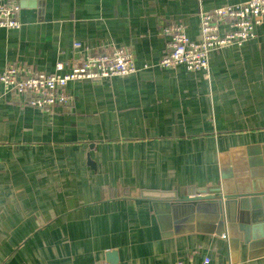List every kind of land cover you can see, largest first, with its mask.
<instances>
[{"label": "crops", "instance_id": "1", "mask_svg": "<svg viewBox=\"0 0 264 264\" xmlns=\"http://www.w3.org/2000/svg\"><path fill=\"white\" fill-rule=\"evenodd\" d=\"M16 1L0 74L64 73L119 48L137 71L72 80V102L50 111L0 85V264H112L109 250L115 264H264L227 217L186 201L219 186L228 151L264 180V21L212 50L207 71L160 66L166 29L198 41L201 12L246 0Z\"/></svg>", "mask_w": 264, "mask_h": 264}, {"label": "built area", "instance_id": "2", "mask_svg": "<svg viewBox=\"0 0 264 264\" xmlns=\"http://www.w3.org/2000/svg\"><path fill=\"white\" fill-rule=\"evenodd\" d=\"M21 5L16 0H0V27L18 28L17 14ZM264 21V0H246L237 5L221 6L200 13L201 39L191 40L182 26L165 30L171 37L160 66L174 68L184 65L190 70L209 68L210 52L216 48L238 44L254 36L255 27ZM79 46V44H76ZM58 64L54 73L37 72L17 64L8 65L0 74L4 92L15 91L27 95V104L35 108L52 110L59 105H69L72 96L67 84L78 79H102L127 75L137 71L133 55L122 48L106 54H89L85 61L68 72H60ZM1 97V94H0ZM206 257L199 264H209ZM178 264H192L181 260Z\"/></svg>", "mask_w": 264, "mask_h": 264}, {"label": "water", "instance_id": "3", "mask_svg": "<svg viewBox=\"0 0 264 264\" xmlns=\"http://www.w3.org/2000/svg\"><path fill=\"white\" fill-rule=\"evenodd\" d=\"M232 151L226 152L220 159L221 162V183L211 192L204 191L200 195L187 198V203L196 205L198 202H205V207L215 213L219 220L226 217L230 223L238 228V241L247 248L250 259L264 256V180L260 181L257 176L261 171L251 170L247 167L240 170L234 168L231 159ZM88 162L94 163L91 158ZM243 165V164H242ZM253 169V168H252ZM156 208L171 210V202L155 201ZM255 210V219L262 218V222L251 224L250 210ZM254 220V219H253ZM254 220V221H256ZM109 262L117 263V252H107ZM111 257V258H110ZM114 261H112V260Z\"/></svg>", "mask_w": 264, "mask_h": 264}]
</instances>
